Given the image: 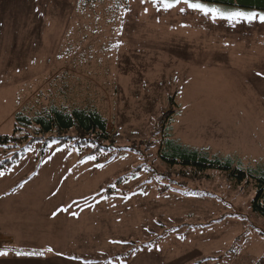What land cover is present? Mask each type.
I'll list each match as a JSON object with an SVG mask.
<instances>
[{"label":"rangeland","instance_id":"obj_1","mask_svg":"<svg viewBox=\"0 0 264 264\" xmlns=\"http://www.w3.org/2000/svg\"><path fill=\"white\" fill-rule=\"evenodd\" d=\"M50 105L99 111L116 145H23L0 171V264L264 259L253 185L168 166L157 134L170 113L173 139L264 165L259 18L213 19L183 0L168 10L153 0H0V136L13 134L19 111ZM10 151L0 146V159Z\"/></svg>","mask_w":264,"mask_h":264},{"label":"trees","instance_id":"obj_2","mask_svg":"<svg viewBox=\"0 0 264 264\" xmlns=\"http://www.w3.org/2000/svg\"><path fill=\"white\" fill-rule=\"evenodd\" d=\"M202 2L218 3L229 8H243L264 11V0H201ZM164 114L159 119L165 128L157 132L161 138L158 156L168 166H180L183 171L190 169L195 175L208 170L223 172L235 187L252 184L255 194L250 208L257 216L264 218V165L244 166L242 160L232 156H210L204 149H198L173 139L169 133L170 119ZM169 125V126H168ZM116 134L109 131L108 121L95 109L73 108L61 109L50 105L35 114L19 111L16 113L15 127L12 135H1L0 146L12 150L0 159V171L7 172L26 155L24 144L44 140V148L50 142L57 141L60 145L73 142L78 146L93 148V154L100 150H112ZM261 258L258 264H262Z\"/></svg>","mask_w":264,"mask_h":264},{"label":"snow or ice","instance_id":"obj_3","mask_svg":"<svg viewBox=\"0 0 264 264\" xmlns=\"http://www.w3.org/2000/svg\"><path fill=\"white\" fill-rule=\"evenodd\" d=\"M153 3H159L160 7L164 10L171 9L177 4L181 3V0H153ZM183 3L190 9L198 10L204 15H211L213 19L217 17L221 19H226L229 22L247 20L249 22L259 18L264 22V13H256L253 11H242L239 9L236 10H224L216 6H211L208 3H203L201 0H183ZM180 11H184V8H181ZM89 159H94V157H89ZM51 251V249H49ZM43 253H30V255H42ZM0 255H6L5 252H0Z\"/></svg>","mask_w":264,"mask_h":264}]
</instances>
